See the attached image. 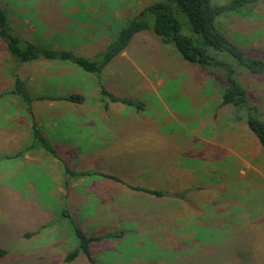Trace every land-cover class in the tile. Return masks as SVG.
<instances>
[{
	"label": "rangeland",
	"instance_id": "374dc122",
	"mask_svg": "<svg viewBox=\"0 0 264 264\" xmlns=\"http://www.w3.org/2000/svg\"><path fill=\"white\" fill-rule=\"evenodd\" d=\"M125 1L124 5H120L124 0H0V8L8 14L9 30L23 36V40L34 41L52 50H71L93 57L107 49L121 27L158 0ZM212 1L223 4L229 0ZM246 11L247 15L242 17L227 12L218 18L219 25L247 56L264 59V0L251 11L250 8ZM57 12L65 16L64 28L52 31L46 23L48 17H52V21L58 19L56 16L60 14ZM180 17L186 23L184 33H190L187 17L182 13ZM172 47L173 44L162 42L154 32L143 30L128 42L124 49L126 55L120 56L121 51L118 59H115L116 55L103 68L105 71L130 74L122 82L131 83L135 95L132 98L138 99L133 101L140 102L141 115L148 119L149 126H153L129 137L125 145L134 150H123L128 155L123 159L124 166L136 162L142 166L124 169L122 163L116 166L115 160H108L107 156L96 155L92 151L98 144L84 134L88 128L78 122L77 104L84 100L65 101L72 114L64 115L58 120L59 126H55L56 116L48 100L35 99L31 114L20 95L6 92L12 89V75L17 72L33 96L69 95L71 90L76 92L75 89L82 95L87 87H93V91L102 88L97 74L103 69L90 72L72 61H64L70 62L67 66L69 73H61L65 65L50 66L62 60L46 58L18 66V59L8 53L6 43L0 37V247L8 252L0 258V264L90 262L83 253L72 263L63 260L67 252L78 244L70 224L71 229L66 234H60L54 246H50V229L54 227L51 223L50 227L40 230L37 237H21V231L26 226V222L22 221V212L32 210L31 199L41 204V210L57 213L59 229L60 225L67 226V223H61L64 220L62 214L67 209L88 235L104 233L101 236L105 237L90 244L96 264H264V155H256L255 147L259 143L263 153L264 148L249 126L238 125L240 121L234 118V106L228 104L217 108L223 91L214 79L216 70L183 59L176 48V55L170 53L168 49ZM222 54L232 59L229 54ZM176 56L177 60L174 59ZM41 71L49 75L41 77ZM170 71L181 73L179 76L186 80V86L178 78H171ZM189 71L199 72V75L196 78ZM149 73L155 76L153 81L149 79ZM160 74L165 78L164 82L159 79ZM237 76L246 86L251 103L258 107L264 119V73L239 67ZM154 85L162 86H155L159 90L152 91ZM200 85L205 88L204 91L199 90ZM61 87L67 88L60 91ZM224 87L222 84L221 88ZM101 99L105 101L107 96ZM33 119L52 143L65 140L74 147L78 156L85 154L83 159L71 160L77 167L82 170L101 167L113 173L111 177H100L102 185L99 188L85 190L87 203L79 209L60 202L59 197L66 199V196L60 195L50 157L46 156L39 142L33 141ZM246 129L250 131V136H246ZM198 136L202 137V143L199 142L201 138L196 140ZM14 137H17V143L3 142ZM212 137L219 141V147H211L209 142L204 141ZM32 143L35 146L14 156L19 149L17 146L24 148ZM225 144L234 146L241 155L249 149L255 155L251 163L256 167L258 165L262 172L245 166L238 156L229 153ZM36 148L44 150V154L37 153ZM153 148L170 152L171 156L174 154V160L168 162L170 165L152 164L149 157H153ZM176 153L181 154L180 159ZM137 154H145V157L134 156ZM29 155L36 157L29 158ZM212 162H219L224 170L212 172ZM241 169L246 171L240 172ZM85 178L89 182L96 179V175H86ZM108 189L114 191L110 194ZM147 190H160L167 195L163 198L168 197L166 201L171 204L172 211L163 214L152 210L159 214L158 218L164 219L160 224L140 222L137 225L129 222L125 219L128 214L124 212L134 210L133 200L150 196ZM114 205L119 206L115 211ZM97 207L101 208L96 210ZM115 214L118 219L115 224L100 222L101 219L115 217ZM119 218L124 222H118ZM115 226L121 229H114ZM41 246L44 251L37 254L29 252L26 258L28 252L24 247L33 249ZM45 249L51 250L47 253Z\"/></svg>",
	"mask_w": 264,
	"mask_h": 264
},
{
	"label": "trees",
	"instance_id": "16d2710c",
	"mask_svg": "<svg viewBox=\"0 0 264 264\" xmlns=\"http://www.w3.org/2000/svg\"><path fill=\"white\" fill-rule=\"evenodd\" d=\"M262 0H229L223 4H214L212 0H158L143 8L136 16L120 28L116 38L108 45L102 54L97 56H86L77 54L71 50H52L34 41L23 40V36L12 33L9 30V17L6 11L0 8V37L7 45L8 53L18 59L17 65L29 63L30 61L46 58L49 60L72 61L79 67L90 72H100L116 55L123 51L132 37L143 30L154 32L162 42L173 44L180 56L201 67L214 68V79L222 92L220 105L230 104L234 106V118L245 121L250 130L257 136L264 148V119L259 113L256 105H253L248 97V90L241 79L237 76L239 67H245L251 72L264 73V59H256L247 56L246 52L228 37L219 25L218 18L227 12H233L239 16H246L250 8L256 6ZM180 13L187 17L190 33H184L186 23L181 19ZM224 54H229L232 59ZM221 54L222 56H219ZM13 87L6 92L20 95L27 104L28 113L32 114V102L35 99L67 100L73 102L83 101L85 97L78 93H71L58 97L52 95L33 96L27 83L19 73L13 72ZM225 87L222 89L221 85ZM103 96H108L113 101L121 100L127 104L134 105L140 109V102L120 98L101 88ZM40 125L33 119L31 130L34 142H39L51 155L58 156L57 150L51 141L42 133ZM35 146L34 143L22 148L14 156ZM70 174H86L89 172H73L67 166ZM94 173H97L96 171ZM100 173V172H98ZM105 177L111 174L101 173ZM139 188V187H138ZM152 194L163 195L159 190H147ZM63 216H68L69 222L78 238L76 247L67 252L63 260L74 262L83 253L89 259V264H96L90 250L93 241L100 240L105 236L88 235L67 209ZM49 223L42 225L40 231ZM38 231L27 232L26 237L36 234ZM107 237L109 236L106 235ZM7 249L0 247V258L7 254Z\"/></svg>",
	"mask_w": 264,
	"mask_h": 264
},
{
	"label": "crops",
	"instance_id": "0c3cea01",
	"mask_svg": "<svg viewBox=\"0 0 264 264\" xmlns=\"http://www.w3.org/2000/svg\"><path fill=\"white\" fill-rule=\"evenodd\" d=\"M125 3H126V1L124 0V2H122L120 5H124ZM56 14H60V16H56V17H59L58 19L54 18L52 21V17H48V22L46 23V21H45V23L47 25H49L48 29H50L52 31H55V30L60 31V30H63V28H64L63 27V19L65 18V16L61 15L60 12H57ZM168 50L170 53L176 55L175 47H172ZM126 53H127L126 50H123L120 53V56H124V55H126ZM120 56H118V57L115 56L116 58L115 57L114 58L118 59ZM174 59L177 60L178 57L176 56ZM69 63L70 62L56 61V62L52 63L50 67L54 68V65H59V66L65 65L62 67L63 72H61V73H65V72H67V66ZM64 69H66V70H64ZM189 72H190L191 76H194L196 78L199 75V72H191V71H189ZM67 73H69V72H67ZM169 73L171 74V76H170L171 78H178L181 81V83L183 84V86H186V84H187L186 80L179 76V75H181V73L176 72V71L175 72L170 71ZM39 74L41 77H43V75H49V73H46L44 71H41ZM146 74H148V73H146ZM129 75H130L129 73L110 72V71H105V69H103L99 74H97L99 82L101 84H103V86L106 88V90H108L109 92L113 93L114 95H116L120 98H126V97L132 98L133 96H135L131 83L124 82V81L122 82V80L125 78H128ZM145 79H146V75H145ZM149 79L153 81L155 79V76H152L149 73ZM159 79L163 82L165 81V78L163 77L162 74L159 75ZM63 85H64V83L61 84V86H63ZM155 86H162V85H154L151 89L152 91H158L159 90ZM66 88L67 87H61L60 91L65 90ZM204 89L205 88L200 85L199 90L204 91ZM75 90H76V92H73L71 90L70 94L79 92L78 89H75ZM188 90H191V89H188ZM5 91L6 90H4L2 93H4ZM12 95L14 96L15 94H12ZM41 95H43V94H41ZM66 95L67 94H65V95L56 94V95H52V96L62 97V96H66ZM82 95L85 97L84 102H82L81 104H77L78 105L77 114H78V117L80 118V120L78 122H80V123L82 122L81 125L88 128V131L85 132L84 134L87 137H89L93 143L98 144V145L94 146L96 148H92V151L96 155L107 156L108 160L109 159L115 160L116 166L118 164L122 163V166L124 169L140 168L142 166V164L140 162H136L133 164L126 165L127 167L124 166L123 159L125 157H127L128 155L124 154L123 150L125 148H126V150H134V149H129V146L125 145L126 143H128L129 137L131 135L133 136L136 133L141 134L142 131L144 132L146 130H149V128L153 127V126H149L148 119L143 118L144 116L141 115L140 110L138 108H136L134 105L127 104L126 102H123L121 100L113 101L108 96H107V99L105 101H102L101 97H103V95L101 93V87L97 88V90H94V91H93V87L92 88L87 87L85 90H83ZM92 97H94L95 99L92 100L91 99ZM42 100H44V99H42ZM45 100H48V99H45ZM132 100H138V99H137V97H134V98H132ZM48 101H49V104L51 105V107L53 106V112L55 113L54 115L56 116V120H54L53 125L59 126V122H58L59 119L63 118L64 115H67L69 113L72 114L71 112H69L70 106L69 105L65 106L66 105L65 101H67V100H48ZM68 102H70V101H68ZM55 105H59V107L57 108ZM226 105H228V104H226ZM222 106H224V105H220V101L218 100L217 108L219 109ZM232 110H233V108L231 109V111ZM191 118L192 117H189L188 119H191ZM218 118L219 117L217 116V119L215 122L216 125L218 123ZM227 124H228V122H227ZM231 124H233V122H231ZM238 125L242 126V127H248V125L245 121L238 122ZM250 131L246 129V136H250ZM251 135H253V134L251 133ZM198 137H196V140H199L201 138L199 140V142L202 143V137L201 136H198ZM16 139H17V137L6 138V140H4L3 142L4 143H10V144L17 143ZM215 139H216V137H212L210 139H204V141L209 142L211 144V147L213 145L216 147H219L221 144L219 143V141H217ZM138 141H135V143H138ZM67 143L68 142L65 140H63V141L55 140L52 143L57 150L58 156L49 155V154H47L48 152L45 149L44 150L46 151V156L50 157L49 160H51V162L53 164V167H54L53 173H54V177L59 182L60 195L66 196V199H62L59 197L60 202H62V203L65 202L64 204H66L67 207H70V208L74 207L75 209H79L80 207H82V205L87 203L86 196L84 194L85 190L89 189V188L97 189L102 185V183L100 182L101 181L100 177H103V175L101 173H108V174L109 173L113 174V173L108 172L106 169H101V167H99V168L96 167L97 169H94V170H82V169H80L71 160L72 159L78 160L80 158L83 159L85 157V154H83L82 156H78L77 153L74 152V149H73L74 147L72 145H70L69 143L68 144ZM181 143H182V146L184 147L185 141H183ZM192 146H194V145H192ZM230 146L228 144H225V147L228 149L229 153H231L235 156H238L244 162L245 166L252 168L255 171H258L260 173L262 172L258 165L256 167L254 163H251V159L255 155H253L249 149L244 150V152H246V153L244 155H241L237 152V150L235 149L234 146H232V145H230ZM16 148H19V149H16L14 154L19 152L23 147L17 146ZM7 150H10V149H7ZM44 150L36 148L35 151L37 153L43 155ZM201 150H202V148L200 149V151ZM151 152L153 154V157H149V158L152 160V164L170 165L169 163L172 162L175 158L174 154H172V156H171L170 152H161V151H158V148H153L151 150ZM10 153L11 152L8 151V155H10ZM255 153L259 157H263V155H264L263 149L259 145V143L255 147ZM191 154H193V153H191ZM195 154H196V152H195ZM198 154L200 155V153H198ZM180 155H181L180 153L177 154L179 159H180ZM134 156L145 157V154H137ZM30 157H36V156L35 155L34 156L29 155V158ZM65 166L70 168L73 172L85 171V172H89V173H86V174H70L66 170ZM77 168H79V169H77ZM194 169H195V167H194ZM225 169H226V166H225ZM211 170H213L212 172L220 173V171L224 170V166L220 165L219 162H214V163L212 162ZM95 171L97 173H94ZM245 171H246L245 169L240 170V172H245ZM98 172H100V173H98ZM86 175H96V179H92L89 182H87L86 178H85ZM103 178H105V177H103ZM108 190H109L110 194L112 191H114L111 189H108ZM151 195H156V194L151 193L150 196L145 197V199L140 197V198H137L136 200H133V201L131 200L134 204V210L132 212L130 209L126 210L124 213H126L128 215L125 216V219L129 220V222L130 221L135 222L137 225L140 222H150V224L151 223H153V224L163 223L164 219L158 218L159 214H155L154 211H152V210H157L160 213L166 214V213L172 211V206H171V204H168L166 201L168 199V197H167V199L163 198L164 196H167L164 193H163V195H156V197H152ZM172 198H176V196H172ZM160 199H162V200H160ZM30 202L32 203V205H31L32 210L30 212L29 211H23L22 212L24 214V216L22 217V221L26 222L25 223L26 226H24L23 230L21 231V237L26 236L25 234L27 232L38 231L42 227V225H44V224L49 223V225L45 226L44 228L50 227V223H51L52 225H54V227L52 226V228L50 229V231L52 232L51 238H50V246H54L57 243L59 235L65 233V232H68V230L71 229V226H70L71 224L69 222L70 218L68 216H64V220H61V223L62 224L67 223L66 224L67 226L60 225V229H59L58 224H60V220L58 219V215L55 211L52 210L50 212H45V211L41 210L40 209L41 204L35 199H33V200L31 199ZM192 205H196V203H193ZM117 207H119V206L114 205V211L117 210ZM74 208H73V210H74ZM100 208L101 207H97L96 210H99ZM132 213L134 215H131ZM116 215L117 214H115V217L112 216V217H107L106 219H101L100 222L101 223H103V222L107 223L108 221H110V222L115 224V221L118 220L116 218ZM120 216H122V214H120ZM119 219H120V221H118V222H121V223L124 222L122 218H119ZM87 222H90V221H87ZM189 222H191V221L189 220ZM62 226H64V228ZM44 228H42L41 230H43ZM117 228L121 229V227H117V226L114 227V229H117ZM38 232L36 234L30 236V238H32L33 236L37 237ZM54 232H56V233H54ZM110 232L111 231H109V233ZM106 233H108V232H106ZM54 234L56 235V236H54L55 238H53ZM93 234H95V233H93ZM103 234H95V235L99 236V235H103ZM40 236H42V235H40ZM42 247L43 246L33 248V249L30 247H24V249L28 252V253H26V258H28L29 252L33 251L34 254H37V253L44 251V249H42ZM50 250L51 249H45V251L47 253H49ZM44 264H52V262L51 263H44ZM55 264H57V263H55Z\"/></svg>",
	"mask_w": 264,
	"mask_h": 264
}]
</instances>
